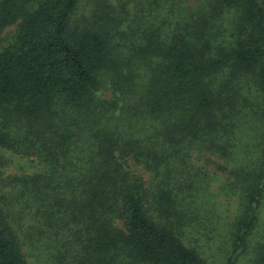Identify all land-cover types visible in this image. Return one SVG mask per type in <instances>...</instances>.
Segmentation results:
<instances>
[{"label":"trees","instance_id":"obj_1","mask_svg":"<svg viewBox=\"0 0 264 264\" xmlns=\"http://www.w3.org/2000/svg\"><path fill=\"white\" fill-rule=\"evenodd\" d=\"M255 124L264 0H0V151L39 169L2 181L0 264H206L176 234L187 170L233 174ZM254 155L227 264L257 219Z\"/></svg>","mask_w":264,"mask_h":264},{"label":"rangeland","instance_id":"obj_2","mask_svg":"<svg viewBox=\"0 0 264 264\" xmlns=\"http://www.w3.org/2000/svg\"><path fill=\"white\" fill-rule=\"evenodd\" d=\"M263 131L260 124L240 126L234 131L237 140L231 149L236 156L233 174L231 167L217 155L192 157V169L187 170L188 178L181 192L182 205H178L184 213V227L182 233L176 234L187 248L199 252L206 264H227L235 249L238 222L245 212V193L240 183L254 170V154L264 156ZM37 170L36 160L0 151V187L5 179L22 171L33 173ZM174 194L179 199L180 190L175 189ZM248 233L246 248L231 264H254L253 257L264 246V190L256 222Z\"/></svg>","mask_w":264,"mask_h":264}]
</instances>
